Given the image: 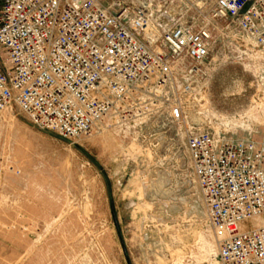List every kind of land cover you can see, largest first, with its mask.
Returning <instances> with one entry per match:
<instances>
[{"label":"built area","instance_id":"obj_1","mask_svg":"<svg viewBox=\"0 0 264 264\" xmlns=\"http://www.w3.org/2000/svg\"><path fill=\"white\" fill-rule=\"evenodd\" d=\"M194 2L201 20L186 16ZM220 29L262 59L264 82V0H0V111L16 104L37 126L72 139L128 123L154 94L152 108L166 103L183 135L221 237L218 263L264 264V129L230 138L187 116L193 78L224 42Z\"/></svg>","mask_w":264,"mask_h":264},{"label":"rangeland","instance_id":"obj_2","mask_svg":"<svg viewBox=\"0 0 264 264\" xmlns=\"http://www.w3.org/2000/svg\"><path fill=\"white\" fill-rule=\"evenodd\" d=\"M194 3L186 16L201 20ZM218 33L224 42L193 78L187 116L230 138L258 137L262 59ZM154 97L128 123L72 139L37 126L16 104L0 111V264H219L221 237L183 135L166 103L152 108Z\"/></svg>","mask_w":264,"mask_h":264}]
</instances>
